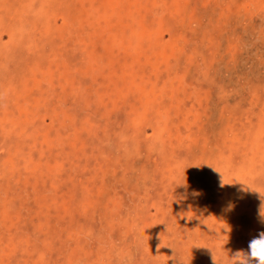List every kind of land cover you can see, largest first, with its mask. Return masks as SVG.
I'll list each match as a JSON object with an SVG mask.
<instances>
[{
    "label": "rangeland",
    "instance_id": "374dc122",
    "mask_svg": "<svg viewBox=\"0 0 264 264\" xmlns=\"http://www.w3.org/2000/svg\"><path fill=\"white\" fill-rule=\"evenodd\" d=\"M261 194L264 0H0V264H230Z\"/></svg>",
    "mask_w": 264,
    "mask_h": 264
},
{
    "label": "clouds",
    "instance_id": "9594fccd",
    "mask_svg": "<svg viewBox=\"0 0 264 264\" xmlns=\"http://www.w3.org/2000/svg\"><path fill=\"white\" fill-rule=\"evenodd\" d=\"M262 200H264V197H262ZM258 215L260 222L264 223V203L261 204ZM212 260L213 264H218L214 254ZM230 264H264V232H260L258 236L249 241L247 250L234 252L230 257Z\"/></svg>",
    "mask_w": 264,
    "mask_h": 264
}]
</instances>
